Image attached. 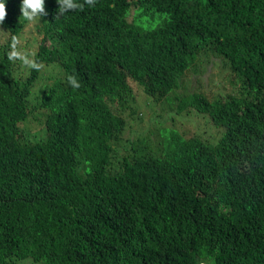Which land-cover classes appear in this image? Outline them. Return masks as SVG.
<instances>
[{
    "label": "trees",
    "instance_id": "obj_1",
    "mask_svg": "<svg viewBox=\"0 0 264 264\" xmlns=\"http://www.w3.org/2000/svg\"><path fill=\"white\" fill-rule=\"evenodd\" d=\"M5 3L0 264H264V0H97L63 16L45 0L33 59L62 77L31 108L39 71L14 73L7 53L26 21L21 0ZM205 51L236 94L192 91L175 109L207 115L221 136L169 130L157 153L115 154L137 92L160 102Z\"/></svg>",
    "mask_w": 264,
    "mask_h": 264
},
{
    "label": "rangeland",
    "instance_id": "obj_2",
    "mask_svg": "<svg viewBox=\"0 0 264 264\" xmlns=\"http://www.w3.org/2000/svg\"><path fill=\"white\" fill-rule=\"evenodd\" d=\"M40 26V17L34 23L26 21L15 43L20 53L32 59L41 37ZM6 36L7 32L0 27V51ZM41 65L38 78L27 100L30 108L37 104L40 90L48 89L56 79L62 77L58 65L54 63ZM14 68V73L23 77L30 70L19 60L14 63ZM231 76V71L219 56L212 51H205L199 54L193 66L185 72L179 87L160 102L154 103L138 91L137 102L133 105L134 113L125 121L119 135L111 141L115 154L121 156L133 152L157 153L165 147L170 138L169 130H175L186 137L197 135L215 142L221 136L223 128L213 125L207 115L195 110L176 112L175 98L192 91H202L209 98L235 95L239 82L232 81ZM44 118L45 112L39 108L29 112L23 123L29 137L36 139L43 135Z\"/></svg>",
    "mask_w": 264,
    "mask_h": 264
},
{
    "label": "clouds",
    "instance_id": "obj_3",
    "mask_svg": "<svg viewBox=\"0 0 264 264\" xmlns=\"http://www.w3.org/2000/svg\"><path fill=\"white\" fill-rule=\"evenodd\" d=\"M59 5L57 9V16H63L64 14L71 11H83L85 6L95 7L97 0H56ZM21 16L23 20L34 23L38 17L46 16L47 12L45 9V0H21L20 5ZM7 18V7L5 0H0V25H3ZM15 40L9 45V51L7 58L10 62L15 63L17 60L21 61L25 66L32 70L39 71L42 65L35 59L29 58L26 55L20 53L16 46ZM68 84L78 89L80 82L74 75L67 77Z\"/></svg>",
    "mask_w": 264,
    "mask_h": 264
}]
</instances>
